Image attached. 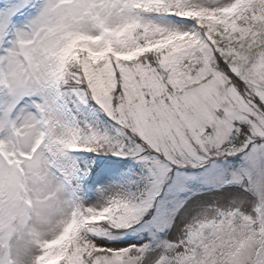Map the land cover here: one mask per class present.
I'll use <instances>...</instances> for the list:
<instances>
[{"label": "snow or ice", "instance_id": "obj_1", "mask_svg": "<svg viewBox=\"0 0 264 264\" xmlns=\"http://www.w3.org/2000/svg\"><path fill=\"white\" fill-rule=\"evenodd\" d=\"M0 264H264V0H0Z\"/></svg>", "mask_w": 264, "mask_h": 264}, {"label": "rangeland", "instance_id": "obj_2", "mask_svg": "<svg viewBox=\"0 0 264 264\" xmlns=\"http://www.w3.org/2000/svg\"><path fill=\"white\" fill-rule=\"evenodd\" d=\"M96 124V123H95ZM98 126V124H96ZM106 194L102 189L101 186H97V191L95 193V198L92 197V195L87 192V191H82L81 195L82 197L87 200L90 203H96L98 202L99 198L103 195ZM221 196V193H201L199 196V199L204 200V199H216L218 197ZM197 200L196 197H193V203H195V201ZM224 203H226V200L223 201ZM197 209L195 207L190 209L191 215H195L196 214ZM124 239H127V237H124ZM113 243H119V240L117 241H113Z\"/></svg>", "mask_w": 264, "mask_h": 264}, {"label": "trees", "instance_id": "obj_3", "mask_svg": "<svg viewBox=\"0 0 264 264\" xmlns=\"http://www.w3.org/2000/svg\"><path fill=\"white\" fill-rule=\"evenodd\" d=\"M94 107V106H93ZM89 116L90 120L93 122V123H96L98 124L99 127H101L102 129L103 128H108L109 130H111V125H112V122L109 121L108 117L105 116L103 114V112H100V111H96L94 113H89V114H86ZM74 155H80L79 153L77 154H74ZM84 158L85 159H91L92 156L91 154H84Z\"/></svg>", "mask_w": 264, "mask_h": 264}]
</instances>
